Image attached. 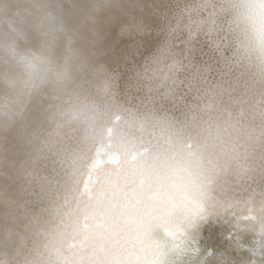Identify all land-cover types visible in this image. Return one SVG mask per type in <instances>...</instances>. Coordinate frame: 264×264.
<instances>
[{
    "label": "clouds",
    "instance_id": "9594fccd",
    "mask_svg": "<svg viewBox=\"0 0 264 264\" xmlns=\"http://www.w3.org/2000/svg\"><path fill=\"white\" fill-rule=\"evenodd\" d=\"M0 264H264V0H0Z\"/></svg>",
    "mask_w": 264,
    "mask_h": 264
},
{
    "label": "bare ground",
    "instance_id": "6f19581e",
    "mask_svg": "<svg viewBox=\"0 0 264 264\" xmlns=\"http://www.w3.org/2000/svg\"><path fill=\"white\" fill-rule=\"evenodd\" d=\"M177 2H179V0H177ZM173 6L175 7L176 5L174 4ZM130 26L135 28L137 31H139V28L142 27L136 24L135 22H133ZM171 27L175 28L176 22H173ZM141 39H142V46L144 47L151 46L153 49L159 51L160 60L156 62H149L147 64L140 63V71L143 73L146 81H151L152 79H163V77L168 72L167 67L163 63L164 57L168 55V50L165 49L163 46L162 37L157 35L155 32H152L147 37H143ZM133 59H135V57H133ZM176 102L179 103L180 101L177 100ZM103 157H104V149H100L97 159L95 161V167L97 168L103 167V165L106 162ZM136 223H137V227L140 228L141 230V234H143L145 228L143 221H138ZM161 226L163 227L164 225L161 224ZM164 230L166 235H168L175 242L177 246H180L184 243L182 239V233L178 232L177 230L170 229L168 227H165ZM149 247H153L154 249L156 248V246L152 243L149 244Z\"/></svg>",
    "mask_w": 264,
    "mask_h": 264
}]
</instances>
